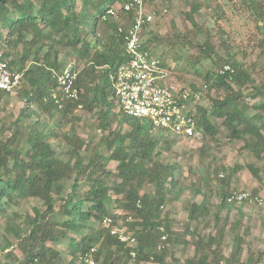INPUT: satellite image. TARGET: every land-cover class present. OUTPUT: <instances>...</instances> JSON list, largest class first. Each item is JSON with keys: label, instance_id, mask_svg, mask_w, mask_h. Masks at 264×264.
Returning <instances> with one entry per match:
<instances>
[{"label": "trees", "instance_id": "trees-1", "mask_svg": "<svg viewBox=\"0 0 264 264\" xmlns=\"http://www.w3.org/2000/svg\"><path fill=\"white\" fill-rule=\"evenodd\" d=\"M128 1L0 0V60L22 73L21 84L14 91L24 103L8 126L10 135L0 134V216L12 218L6 227L15 231L22 257L5 240L0 244L5 260L0 264H75L78 259L86 264L80 256L96 246L97 264H141L151 260L165 264L175 247L191 244L196 255L188 258V264H235L241 259L243 237L236 232L242 223L231 220L233 209L241 203L229 200L235 192L230 182L240 165L236 164L230 174L220 176L219 187L213 185L212 175L219 176L218 171H224V167L186 183L182 179L183 164L164 156L176 155L173 146L179 137L118 107L114 80L119 65L126 60L118 26L131 14L123 12L117 20L107 10ZM156 1L146 0L154 14ZM204 2L212 12V25H203L194 18L205 6L201 0H192L187 14L199 29L195 37L197 53L187 60L194 73L203 76L206 86L191 87L193 91L202 90L194 112L190 113L195 130L218 143V134L229 131V140L240 141L242 149L264 160V78L259 82L253 73L256 67L237 59L242 49L232 42L230 33L218 21L225 17L221 3ZM249 5L257 7L259 21L264 20V4L253 0ZM100 21L107 25V35L96 31ZM151 24H146L142 32L146 48L153 42L164 41ZM170 36L166 41L172 45L188 47V39L181 32ZM258 45L264 55V37ZM64 48L80 60L73 66L77 71V98L63 94L58 83V74L67 66L61 60ZM204 60L214 67L212 71L204 69ZM162 64L166 67L164 61ZM227 65L231 67L228 70ZM249 86L254 91L253 100L261 97L260 101L250 104L245 99ZM213 90L217 94L214 97ZM13 92L0 89V102ZM204 99L209 103L205 104ZM80 107L97 114L102 130L90 156L85 154L90 151V141L81 137L76 127L81 120L76 113ZM252 109L255 112L249 113ZM125 124L130 128L124 130ZM102 145L107 147L108 154L101 152ZM112 161L117 163L115 171L109 167ZM249 167L257 176L264 174L254 165ZM149 186L154 187L152 192L146 191ZM185 191L202 196L200 202L187 205L188 220L209 224L213 221L218 229L216 234L187 240L188 231L182 237L174 233L172 211L164 208L170 205L172 197ZM216 197L219 201H215ZM29 198L39 199L44 209L26 215V223H17L22 218L17 207ZM106 217L113 218L112 224L123 220L134 230L139 242L135 256L130 254L132 248L103 224ZM227 232L236 234L235 248L229 256L221 249ZM164 233H168L169 246L159 251ZM64 238L69 240L66 254L55 247ZM66 255L71 257L69 261ZM261 259L264 251L258 256L251 253L242 264H256Z\"/></svg>", "mask_w": 264, "mask_h": 264}, {"label": "rangeland", "instance_id": "rangeland-1", "mask_svg": "<svg viewBox=\"0 0 264 264\" xmlns=\"http://www.w3.org/2000/svg\"><path fill=\"white\" fill-rule=\"evenodd\" d=\"M253 0H216L220 2L224 11L225 17L218 19L222 27L225 28L232 38L234 44H238L242 49V52L238 54L237 59L243 61L252 67H256L254 74L259 82L264 78V55L261 52V48L258 45V41L261 37H264V20L259 21V17L256 14L257 7L254 9L250 7L249 3ZM258 5L264 4V0H254ZM192 0H157L155 6L157 7V13L154 14V19L151 24V28L154 32L159 33L164 37L162 43L153 42L151 49L160 60L166 64V69L171 74V77L175 81L187 85V88L193 90V86L196 88L205 87V80L203 76H199L194 73V70L189 65L187 60L189 55H196V35L199 34V29L193 25L192 21L188 18L187 14L190 12ZM204 3V0H201ZM215 3V1H214ZM154 6V7H155ZM152 7H150L151 9ZM152 10V9H151ZM211 10L206 8V5L198 11L194 18L197 22L203 25H212ZM96 31L103 36L107 35L108 27L105 23L100 21L98 23ZM174 32H181L186 39H188V47L182 48L180 46H174L166 39ZM171 39V36H170ZM246 55L243 56V52ZM61 60L63 65L73 63V66L79 63V59L74 52H69L68 48H64ZM202 66L205 70L212 71L214 67L204 60ZM202 67V68H203ZM192 87V88H191ZM16 91L6 94L0 102V134L1 136H9L11 130H9L10 123L14 121L18 114L19 109L23 106V102L16 98ZM251 86L245 90V99L252 104L255 101H260L262 98H252ZM216 92L211 91V96H216ZM204 103L208 104L209 101L204 99ZM195 110V104L193 103V112ZM255 110H249V113H254ZM81 120L77 123L76 127L81 137L90 141V151L85 152L87 156H90L92 147L98 143L102 130L98 127L97 114L89 112L87 109L80 107L76 112ZM217 122H221V119L216 118ZM116 128V124L114 125ZM128 124L124 125V130L129 129ZM199 134L194 137L186 139L178 138V141L173 146V150L176 155L171 153H165V158L170 157L172 161H179L183 164L182 179L186 183H190L193 179H198L201 175H207L209 171L225 168L218 171L219 176L212 175L213 185L219 187L221 180V173L225 175L230 174L231 170L236 164L240 165V168L232 176L230 187L234 191L248 190L264 198V174L260 173L259 176L255 175L249 166L254 165L259 169H263L264 160H258L255 154L249 150L242 149V143L240 141H231L227 137L229 131H224L218 134L219 143L213 142L210 137H203V133L199 130ZM159 132L154 131L157 135ZM203 145V146H202ZM202 147L205 149L203 150ZM101 152L108 154L109 151L105 145L101 146ZM86 151V150H83ZM60 156L63 155L60 153ZM116 161H112L109 167L115 171ZM216 172V171H215ZM217 173V172H216ZM114 179V178H113ZM68 186V184H67ZM153 186H149L146 191L152 192ZM202 196H193L190 191H185L181 196H174L171 198L168 206L164 210L170 209L172 212L170 218L172 219V230L178 236L182 237L186 231L185 238L187 240L197 239V237H203L208 234H216L218 229L214 226V222L208 223L203 221L201 223L196 221H189L187 205L193 201L200 202ZM215 201H219L218 197ZM239 206V207H238ZM232 211L231 220H239L242 223L241 229L236 232L243 237L242 246L243 251L241 259L236 261L235 264L244 263L251 253L258 256L259 252L264 251V202L263 204L243 202L238 204ZM241 206V209H240ZM22 218L17 220V223H26V215H34L38 211L44 209L42 202L39 199L29 198L23 200L17 207ZM12 218H6L0 216V244L8 240L12 244L11 249L15 250L14 253L20 258L22 257L21 251L16 245L15 231L9 230L6 227V222ZM119 222H123L119 221ZM188 225V226H187ZM189 229V230H188ZM227 232L221 244V249L226 256H229L235 248V235ZM79 237V236H77ZM175 238V236H174ZM69 240L64 238L55 247L66 254ZM51 244V242H49ZM169 246V244H167ZM196 251L194 245L185 246L179 245L175 247L173 254L167 256L165 264H188V258L194 257ZM67 260L71 259L66 255ZM5 260L4 253H0V262ZM75 264H84L77 260ZM133 264V263H131ZM141 264H160L156 261L142 262ZM221 264H223L221 262Z\"/></svg>", "mask_w": 264, "mask_h": 264}, {"label": "built area", "instance_id": "built-area-1", "mask_svg": "<svg viewBox=\"0 0 264 264\" xmlns=\"http://www.w3.org/2000/svg\"><path fill=\"white\" fill-rule=\"evenodd\" d=\"M123 12L131 16H125L118 26V32L123 35L126 52V60L119 65L114 80L118 107L130 116L149 120L180 139L194 137L200 132L195 130V122L190 113L193 112V103L200 100L202 90L193 91L183 83L175 81L151 47H145L142 32L144 26L154 19V13L148 8L146 0L119 2L107 10V14L117 20L121 19L120 14ZM230 68L229 65L225 66L227 70ZM76 77L77 71L74 70L73 63H69L58 74V83L67 97H78V91L74 87ZM21 81L22 73L11 69L7 61L0 60V89L13 92L20 86ZM53 96L56 99L59 97L57 92ZM220 176L224 177V173ZM229 200L239 203L264 202L263 197L248 190L235 191ZM112 223V217L103 220V224L111 228L113 235L132 248L130 254L135 256L139 242L134 230L129 229L124 222ZM161 229L164 230L163 227ZM167 239L168 233H164L158 246L159 251L167 246ZM96 250L97 246L80 258L86 264H97L94 258ZM256 264H264V259Z\"/></svg>", "mask_w": 264, "mask_h": 264}]
</instances>
